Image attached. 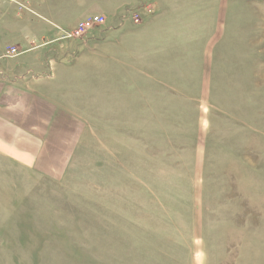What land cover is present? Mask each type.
Instances as JSON below:
<instances>
[{
	"label": "rangeland",
	"instance_id": "obj_1",
	"mask_svg": "<svg viewBox=\"0 0 264 264\" xmlns=\"http://www.w3.org/2000/svg\"><path fill=\"white\" fill-rule=\"evenodd\" d=\"M227 2L208 56L180 53L158 81L128 71L118 104L71 105L65 129L53 112L39 168L0 180V264H264V0ZM9 4L12 21L71 46L109 27L104 16L71 36L85 19L70 29L64 13ZM182 39L163 45L173 54Z\"/></svg>",
	"mask_w": 264,
	"mask_h": 264
},
{
	"label": "crops",
	"instance_id": "obj_2",
	"mask_svg": "<svg viewBox=\"0 0 264 264\" xmlns=\"http://www.w3.org/2000/svg\"><path fill=\"white\" fill-rule=\"evenodd\" d=\"M23 1L29 10L34 3L48 13H64L70 18V29L80 20L101 14L107 17L109 33L96 31V35L88 36L89 42L80 40L71 46L69 41L62 43L58 39L61 34L56 31L42 33L43 28L38 24L28 28V20L12 21L6 16L10 2L0 3V180L6 181L9 174L14 184L17 171L21 177L24 166L39 168L41 154L47 151L44 146L40 148L39 135L48 127L50 118H54L53 112L61 115L59 127L65 129V125H70L68 117L64 122L65 115L76 111L74 107L78 108L80 103L118 104L121 87L134 86L130 81L134 79L126 75L128 71L142 72V79L149 82L158 81L167 65L172 69L171 66L178 64L180 70L183 66L180 53L187 54V62L208 56L213 40L222 39L220 25L231 6L227 0ZM88 7L92 14L77 16ZM135 14H139V23H135ZM74 17L77 19L71 20ZM243 33L245 38L246 32ZM102 35H106L109 43H101ZM180 35L182 41L178 46L175 44V51L170 54L163 41ZM200 37L206 39L203 45L197 43ZM239 38L240 35L235 39ZM55 42L58 47L53 45ZM89 43L94 47L87 51ZM10 46H19L22 52L15 57L4 56ZM88 56L95 60L97 57L96 62L86 63ZM104 57H109L110 64L103 63ZM195 64L198 63L191 66L193 72L197 70ZM84 69L94 71L95 79L82 75ZM231 76L235 79L237 75ZM194 90L199 93L197 86ZM54 104H58V110ZM113 110V114L117 113ZM60 144L66 145L63 140ZM58 151L68 150L62 147Z\"/></svg>",
	"mask_w": 264,
	"mask_h": 264
},
{
	"label": "built area",
	"instance_id": "obj_3",
	"mask_svg": "<svg viewBox=\"0 0 264 264\" xmlns=\"http://www.w3.org/2000/svg\"><path fill=\"white\" fill-rule=\"evenodd\" d=\"M1 2H10V3H14L16 6H18V8L20 10H24L27 9L29 10V8L27 7V4L23 1V0H0ZM134 19L135 21H139L140 17L139 14H135L134 15ZM105 21V17L102 15H94L91 16L85 20H83L75 29L74 33L71 34V36L73 35H80L81 33L85 32V30H87L88 28L92 27V25L94 24H101ZM65 33H69L68 31H66ZM22 52V50L20 49L19 46H10L8 49L5 50L4 52V56L6 57H14L19 55Z\"/></svg>",
	"mask_w": 264,
	"mask_h": 264
}]
</instances>
